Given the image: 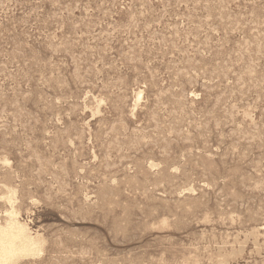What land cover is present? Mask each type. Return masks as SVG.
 <instances>
[{
    "label": "rangeland",
    "instance_id": "374dc122",
    "mask_svg": "<svg viewBox=\"0 0 264 264\" xmlns=\"http://www.w3.org/2000/svg\"><path fill=\"white\" fill-rule=\"evenodd\" d=\"M11 213L13 264H264V0H0Z\"/></svg>",
    "mask_w": 264,
    "mask_h": 264
},
{
    "label": "bare ground",
    "instance_id": "6f19581e",
    "mask_svg": "<svg viewBox=\"0 0 264 264\" xmlns=\"http://www.w3.org/2000/svg\"><path fill=\"white\" fill-rule=\"evenodd\" d=\"M38 245V241L29 235L25 225L19 223L13 213L4 226L0 224V264H13L21 256L34 255L41 251Z\"/></svg>",
    "mask_w": 264,
    "mask_h": 264
}]
</instances>
